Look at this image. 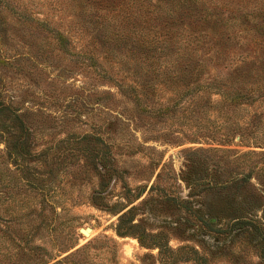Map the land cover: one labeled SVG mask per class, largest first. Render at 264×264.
<instances>
[{"label": "rangeland", "instance_id": "374dc122", "mask_svg": "<svg viewBox=\"0 0 264 264\" xmlns=\"http://www.w3.org/2000/svg\"><path fill=\"white\" fill-rule=\"evenodd\" d=\"M74 1L0 0V101L28 153L9 155L0 116V264H264V98L214 86L264 82L253 24L230 40L237 14L182 8L130 51L89 36Z\"/></svg>", "mask_w": 264, "mask_h": 264}, {"label": "trees", "instance_id": "16d2710c", "mask_svg": "<svg viewBox=\"0 0 264 264\" xmlns=\"http://www.w3.org/2000/svg\"><path fill=\"white\" fill-rule=\"evenodd\" d=\"M55 2H64L69 0H54ZM79 6L82 9V14L84 21H86L83 25L84 28L89 32V36L95 38H101L104 43L117 45V48H125L129 45L127 49L130 51L135 47L140 49L143 47L144 49L148 48V44H151L150 41H146L143 37V29L144 23L146 20L153 19L152 21L157 23H163L167 18L172 19L175 16V12L177 11L178 17L184 15L185 13L181 12L182 8H186L188 10L194 11L196 15L198 13H206L209 16H216L223 18V12H227L229 15L237 14L238 17H234L236 21H240L238 26L234 25L233 31H231V36L229 39L240 38L242 31L245 32V28H243L244 20L253 24L249 28V36L251 41L257 39V35L261 38V45L264 48V0H257L260 2V5L256 3V5L252 6L249 1L245 0L241 2L239 0H77ZM71 2H75L71 0ZM162 4V5H161ZM152 7H156V10L152 11ZM163 7H169L168 11H165ZM174 8V11H172ZM24 15V14H23ZM197 17V16H196ZM20 19L22 21H27L25 17ZM229 19V18H228ZM33 23L34 21L31 20ZM38 26L34 27L37 33L41 31L47 33L53 32H62L57 27L53 29L49 28V26L45 22L37 21ZM167 22V21H166ZM148 24V23H147ZM240 26V27H239ZM233 27V26H232ZM239 28V29H238ZM240 30L238 34L236 32ZM253 31V32H252ZM222 34L225 35L226 31H221ZM5 36H7L5 31ZM194 40L189 41V43H194L195 45H199L201 41L198 35H195ZM136 45H133V44ZM214 53L217 54V45L215 44ZM257 56V55H256ZM188 58V57H187ZM184 58V59H187ZM248 59L244 58L242 63H247ZM259 61V60H257ZM264 62V61H262ZM201 63V62H200ZM238 64V63H236ZM138 66V65H137ZM234 66V65H232ZM264 68V67H263ZM140 72V68L136 69L132 74L128 76L130 80L136 74ZM102 78H106V76H102ZM149 78V77H148ZM147 78V81H148ZM110 80L114 82L116 87L120 90V92L127 97L134 98L136 101H139V95H137V88L139 84L137 81L133 80L132 84H128L125 80L115 79L110 77ZM134 82V84H133ZM143 84V81H141ZM218 92L222 97L228 98L231 100L233 104H240L242 106L253 105V103L257 101H261L264 98V82L262 85H257L256 87L248 86H239V87H225L223 85H214ZM1 95V94H0ZM0 116L4 122L2 123L1 132L4 133L8 139H10V143L12 145V149L10 150L9 155L15 158L21 157L24 154H28L24 149V141L23 134L26 133V129L22 122L21 115L18 113V110L13 108L12 104L7 103L5 101H0ZM244 126L241 127L244 133L248 134L250 126L253 125L254 120L252 118H248L244 120ZM120 235L125 236L127 233H120Z\"/></svg>", "mask_w": 264, "mask_h": 264}, {"label": "bare ground", "instance_id": "6f19581e", "mask_svg": "<svg viewBox=\"0 0 264 264\" xmlns=\"http://www.w3.org/2000/svg\"><path fill=\"white\" fill-rule=\"evenodd\" d=\"M87 230V229H86ZM92 234V230L89 229L88 231L85 232V235L86 237H90V235Z\"/></svg>", "mask_w": 264, "mask_h": 264}, {"label": "water", "instance_id": "95a60500", "mask_svg": "<svg viewBox=\"0 0 264 264\" xmlns=\"http://www.w3.org/2000/svg\"><path fill=\"white\" fill-rule=\"evenodd\" d=\"M89 229L87 230H82V234L85 235V232L88 231Z\"/></svg>", "mask_w": 264, "mask_h": 264}]
</instances>
